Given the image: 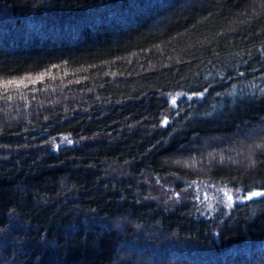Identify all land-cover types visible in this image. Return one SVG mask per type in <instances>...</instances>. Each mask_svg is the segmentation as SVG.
I'll list each match as a JSON object with an SVG mask.
<instances>
[{
	"label": "trees",
	"instance_id": "16d2710c",
	"mask_svg": "<svg viewBox=\"0 0 264 264\" xmlns=\"http://www.w3.org/2000/svg\"><path fill=\"white\" fill-rule=\"evenodd\" d=\"M253 191L264 0H0V264H264Z\"/></svg>",
	"mask_w": 264,
	"mask_h": 264
},
{
	"label": "snow or ice",
	"instance_id": "6c2138e0",
	"mask_svg": "<svg viewBox=\"0 0 264 264\" xmlns=\"http://www.w3.org/2000/svg\"><path fill=\"white\" fill-rule=\"evenodd\" d=\"M8 84H15L17 83L16 81H9L7 82ZM7 86V84L5 85V87ZM173 104H175V99H173L172 101ZM260 196H264V192H257V191H253L250 194L247 195L248 199H251L252 197H260ZM231 196H229V200L231 201Z\"/></svg>",
	"mask_w": 264,
	"mask_h": 264
},
{
	"label": "water",
	"instance_id": "95a60500",
	"mask_svg": "<svg viewBox=\"0 0 264 264\" xmlns=\"http://www.w3.org/2000/svg\"><path fill=\"white\" fill-rule=\"evenodd\" d=\"M260 197H262V196H260ZM260 197H252V199H257V198H260Z\"/></svg>",
	"mask_w": 264,
	"mask_h": 264
}]
</instances>
